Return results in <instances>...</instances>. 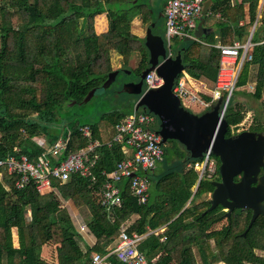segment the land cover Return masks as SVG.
Returning <instances> with one entry per match:
<instances>
[{"label": "trees", "instance_id": "obj_1", "mask_svg": "<svg viewBox=\"0 0 264 264\" xmlns=\"http://www.w3.org/2000/svg\"><path fill=\"white\" fill-rule=\"evenodd\" d=\"M150 1L0 0V159L18 148L35 161L59 139L66 142L65 158L87 146L89 140L81 132L85 125L91 128L90 139L103 144L93 169L96 183L73 175L67 182L53 180V191L39 193L34 185L18 190L14 185L16 178L3 174L0 264H50L42 260L45 246L51 248L48 250L52 254L57 249L63 264H92L93 253L104 254L113 249L122 231L144 236L163 227H166L164 233L151 234L139 244V250L149 261L206 264L204 242L209 237L212 223L208 219L213 212H207L205 199L196 201L213 192L214 186L211 180H202L194 193L199 173L187 167L200 160L191 159L178 141H168L164 145L162 165L151 176L149 202L140 205L132 195L130 180H126L119 184L121 205L103 206L102 189L107 181L104 173L113 172L117 163L127 156L125 143L113 141L116 127L132 113L134 105L118 104L88 117L75 112L76 107L85 106L89 93L101 90L109 75L116 71L114 56L120 57L122 67L129 68L132 53L139 52L142 60L135 72L149 66L145 39L134 34L132 28L136 18L148 27L165 20L158 17ZM213 2L209 19L220 13L230 21L225 12L228 0ZM259 3L260 0H242L236 8L242 12L237 22L245 18V5L249 6L250 22L236 31L217 21L220 28L226 26L218 32L219 37H232L225 45L231 44L235 35L241 39L249 34V28L258 21L252 38L253 60L244 65L238 81L239 88L254 85L249 95L263 107L252 119L251 128L264 127L257 116L264 114V11L258 20ZM104 13L109 30L98 34L95 17ZM178 42L181 45L177 53L182 55L186 72L203 83L207 91H212L216 86L220 51L198 40L185 38ZM114 102L110 105L117 104ZM249 112L243 103L231 102L225 119L237 130ZM35 139H44L49 148L39 146ZM61 200L84 214L88 234L96 239L93 245L78 230L69 208ZM29 209L30 220L26 216ZM14 230H17V246ZM110 261L123 264L114 256Z\"/></svg>", "mask_w": 264, "mask_h": 264}, {"label": "built area", "instance_id": "obj_2", "mask_svg": "<svg viewBox=\"0 0 264 264\" xmlns=\"http://www.w3.org/2000/svg\"><path fill=\"white\" fill-rule=\"evenodd\" d=\"M205 0H169L165 6L164 16L166 20L165 36L167 39L170 56L171 47L176 39L197 40L194 31L203 14ZM255 44L249 41L246 44H234L232 46H218L220 51V65L215 89L211 100H205L198 92L189 87L183 78H179L173 92L181 100L185 108L199 105L208 110L218 102H222L220 114L225 117L232 102V98L238 91V81L244 65L253 60V48ZM164 81L155 71L146 76V92L161 87ZM250 91L254 86H249ZM156 116L138 107V103L131 115L117 125V134L114 142H124L132 152L131 158H125L116 165V169L107 174L102 189V205L106 207L120 206L122 201L117 185L123 180H130L131 192L140 205H145L150 199L151 181L149 173L157 169L164 158L162 137L156 132ZM244 128V123L240 125ZM234 128H232L233 130ZM240 129V128H239ZM81 132L87 138L88 144L77 152L70 153L64 158L67 146L63 139H59L42 157L32 161L18 148L0 159V179L4 173L15 177L14 185L22 190L29 185H34L39 193L53 191V180L67 182L73 175H80L96 183L97 177L93 174L99 160L98 149L103 144L98 140H91L90 126H83ZM35 142L44 148L49 145L44 139H35ZM109 143L108 146H111ZM188 168H195L199 173V183L202 180H212L218 171V163L212 149H208L199 162L189 163ZM143 240L141 236H130L122 232L117 239L114 250L107 254L95 253L92 264H111L110 257L115 256L124 264H156L150 262L139 251V244Z\"/></svg>", "mask_w": 264, "mask_h": 264}, {"label": "water", "instance_id": "obj_3", "mask_svg": "<svg viewBox=\"0 0 264 264\" xmlns=\"http://www.w3.org/2000/svg\"><path fill=\"white\" fill-rule=\"evenodd\" d=\"M162 17L165 19L164 14ZM164 24L162 34L156 31L159 29V24L156 26V23H152L147 29L144 39L149 52V66L140 74H136L132 68L124 67L114 71L101 90H93L89 93L84 104L92 105L96 97L101 98L99 107H106L114 101L119 103L114 102L117 104L113 106L136 99L139 108L142 107L160 120L156 132L162 137L163 147L168 141H178L193 160H200L211 148L213 155L219 158V173L222 181L212 184L214 191L211 194V207L207 210L209 212L221 203V189L233 182L232 178L236 173H240L237 172L236 166L251 167V172L255 173L258 165L263 163L264 138H260L259 142L249 148H246L243 142L247 135L241 134L238 139L227 138L226 134L232 130V127L220 114L221 101L201 114H194L182 105L173 89L179 76L185 71V65L181 53L176 57L170 56L165 36L166 20ZM151 71H155L163 79L164 84L146 92V76ZM115 84L117 87L113 88ZM108 90V93H103ZM112 94H115L114 98L110 99ZM228 153H233L237 158H229ZM162 162L158 166H161ZM154 171L148 174L149 178Z\"/></svg>", "mask_w": 264, "mask_h": 264}, {"label": "flooded vegetation", "instance_id": "obj_4", "mask_svg": "<svg viewBox=\"0 0 264 264\" xmlns=\"http://www.w3.org/2000/svg\"><path fill=\"white\" fill-rule=\"evenodd\" d=\"M257 116L264 124V114ZM250 126L230 130L226 137L238 139L241 134L247 135L243 141L245 147H252L260 138H264V127ZM228 157L237 158L233 153H228ZM215 158L218 171L211 180L212 184L222 181L220 161ZM241 166H236L240 173L233 176V182L221 189V203L211 210L213 214L208 220L212 225L208 229L209 237L204 242L206 264H264V159L255 173L251 172V167L242 166V170ZM211 194L205 198L207 210L211 207Z\"/></svg>", "mask_w": 264, "mask_h": 264}, {"label": "crops", "instance_id": "obj_5", "mask_svg": "<svg viewBox=\"0 0 264 264\" xmlns=\"http://www.w3.org/2000/svg\"><path fill=\"white\" fill-rule=\"evenodd\" d=\"M169 2V0H151L150 3H151V6L155 9V12L158 13V17L164 19V17H162V15L164 14V10H165V6L166 4ZM242 3V0H228L227 4H226V9H225V12L228 13V15L230 16L231 20L230 21H226L224 19V17L219 13L217 14L214 19H209V16L211 15V9L213 7V0H205V5H204V9H203V14L201 16V18L199 19L198 23H197V27L194 31V35L197 37V40L199 42H201V44L205 45V46H208L210 48H215V49H218L217 47L218 46H232L234 44H246L248 43L249 41L252 42V38H253V35H254V32L256 30V27H257V24H258V21L249 28V34H246L244 37H242L241 39L238 38V36H234L233 37V42L231 44H224L225 41L227 40H232V37L231 36H224V37H219L218 35V32L220 31V29L222 28H226V26H222V28H220L217 24V21L220 20L221 22H225L228 24V26L231 28V30H238L240 28H242L243 26H247L250 22V17H249V6L248 5H245L244 7V10H243V13H244V17L245 18H242L239 20V22H237V19H239V17L242 15V12L241 11H237L236 8ZM263 11H264V0H260V3H259V7H258V20L262 17V14H263ZM235 21V22H233ZM158 24H160L159 26H161L162 24V28L164 27V21L162 20L161 22H159ZM149 27L148 26H143L141 21L136 18L134 21H133V28H132V31L134 34L138 35L139 37L141 38H145V34H144V30H146L147 32V29ZM95 30L98 34H103V33H106L108 32L109 30V23H108V19H107V16L106 14H101V15H97L95 17ZM253 43V42H252ZM174 44H177V48H179V46L181 44H179L178 42V39L174 40L173 43H172V47H171V52H172V57H176V55L178 54L177 51H175L173 49V45ZM255 44V43H253ZM178 50V49H177ZM119 60H120V57L118 56ZM142 60V56H141V53L139 52H134L132 53L131 55V58H130V67H132V69H136L140 62ZM121 65L119 66H116L115 65V62L113 61V65L115 67V70H118L122 67V63L120 62ZM220 65V63H219ZM219 70V69H218ZM243 70V69H242ZM242 73V72H241ZM218 75V73H217ZM241 76V75H240ZM179 78H183L187 85L193 89H195L197 92H198V95L200 97H202L203 99L205 100H208L210 101L211 100V95H212V91H207L206 90V87L203 83H201L200 81L198 80H195L193 79L187 72L186 70L181 73V75L179 76ZM217 80V78H216ZM249 86H254L253 84L251 85H248L247 87ZM239 88V87H238ZM246 88V87H244ZM239 89H243V88H239ZM238 89V90H239ZM254 91V90H253ZM252 91V92H253ZM243 92V91H242ZM248 94V93H247ZM209 98H207V96ZM249 95V94H248ZM250 96V95H249ZM138 101L135 102L134 106H133V110H132V113L134 111V108L135 106L137 105ZM241 103V102H240ZM131 113V114H132ZM129 114V115H131ZM128 115V116H129ZM127 116V117H128ZM158 119L156 118V123H155V127L156 128H159V125H158ZM244 125H246V121L243 122ZM242 123V124H243ZM251 123H252V120H251ZM251 123H249V126L251 125ZM85 126H88V125H85ZM125 151H126V154L127 156L125 158H131L133 156V152L132 150L126 146L125 147ZM124 158V159H125ZM159 169V166L157 167V170ZM156 170V171H157ZM151 174H150V181H151ZM123 181H126V180H123ZM120 184V183H119ZM119 184L117 185L118 189H119V196H120V191H121V188L119 186ZM199 182H197V185L195 186V189H194V193L196 192L198 186H199ZM150 190H151V187H150ZM133 195V194H132ZM134 196V195H133ZM204 196H207V194H205ZM135 197V196H134ZM151 197V195H150ZM121 198V197H120ZM194 198V195L192 196L190 202L192 201V199ZM150 200V199H149ZM138 201V200H137ZM190 202L188 203V205L190 204ZM76 210V209H75ZM77 211V210H76ZM31 210L29 209L26 216L27 218L30 220L31 219ZM133 219H136L133 218ZM85 231H87V240L89 241V243L91 245H93L96 241V239L89 235L88 234V230L86 228V224H85ZM166 231V227H163L161 229H158L156 231H151L149 232L147 235H144V236H141L143 237V240H145L149 235L151 234H160V233H164ZM123 232V231H122ZM121 232V233H122ZM124 232H126L124 230ZM127 233V232H126ZM121 235V234H120ZM135 235V234H134ZM132 235V236H134ZM131 236V235H130ZM138 236V235H137ZM119 238V237H118ZM142 240V241H143ZM141 241V242H142ZM117 242V241H116ZM115 242V245H114V248L111 249L109 252H111L112 250L115 249L117 243ZM14 243H15V246L18 245V237H17V230H14ZM51 247V246H50ZM48 249H51V248H46V246L43 248V254H42V260L45 262V263H50V264H63V258H62V255L60 254L59 251H57V249L55 250V255L52 254L51 250L49 251ZM140 251V250H139ZM107 252V253H109ZM141 252V251H140ZM98 253V252H97ZM107 253H104V254H107ZM142 253V252H141ZM95 253H93L94 255ZM143 254V253H142ZM145 257L146 255L143 254ZM113 257V256H111ZM110 257V258H111ZM115 257V256H114ZM146 259L148 260V258L146 257ZM93 261V260H92ZM149 261V260H148ZM151 262V261H150ZM154 262V261H153ZM111 263V261H110ZM122 263V262H121ZM124 264V263H123Z\"/></svg>", "mask_w": 264, "mask_h": 264}, {"label": "rangeland", "instance_id": "obj_6", "mask_svg": "<svg viewBox=\"0 0 264 264\" xmlns=\"http://www.w3.org/2000/svg\"><path fill=\"white\" fill-rule=\"evenodd\" d=\"M160 25V24H159ZM164 28H162V24L161 26H159V29H157L156 31L159 33H163ZM144 34L146 35V30H144ZM173 49L175 51H177V44L173 45ZM113 61L115 62L116 66L121 65L120 64V60L118 58V56H114ZM132 68V67H129ZM117 87V85L115 84L113 86ZM243 91V92H242ZM252 93V91H250L249 87L243 88V89H239L238 91L235 92L233 98H232V104H234L235 102H241L244 104L245 108H247L248 111H250L247 116H246V127L249 126V123H251V120L254 118L255 114L259 113L262 110V106L261 103L256 102L254 99H252L248 94ZM100 97H96L93 100L92 105L94 104V106L92 105H86V106H82V107H76L75 112L79 115H81L82 117H88L89 115L93 114H99L103 111L109 110L112 108L113 105L108 104L106 107H99V103H100ZM132 101V102H130ZM129 102V103H128ZM136 102V99H132V100H128L126 103H128V106H133ZM126 103L122 104L125 105ZM97 104V106H96ZM126 105V106H127ZM189 111H191L194 114H201L202 112H204L205 110L200 107L199 105H192L189 106ZM142 110L145 111V109L142 108ZM158 125L160 126V120L158 119ZM242 129V128H240ZM236 129H233V131H235ZM239 130V129H237ZM170 146V145H169ZM160 167V166H159ZM195 189V188H194ZM206 198V196H203L202 198H198L197 199V203L202 202L204 199ZM61 203L64 207H68L70 210V213L72 215V218L78 228L79 231L82 232V234L87 238V231H85V218H84V214L80 213L79 211H76L70 204L64 202L61 200ZM55 255V251L54 254Z\"/></svg>", "mask_w": 264, "mask_h": 264}]
</instances>
